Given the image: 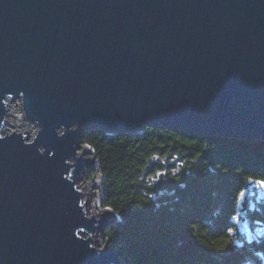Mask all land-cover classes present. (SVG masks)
Here are the masks:
<instances>
[{
    "label": "water",
    "instance_id": "obj_1",
    "mask_svg": "<svg viewBox=\"0 0 264 264\" xmlns=\"http://www.w3.org/2000/svg\"><path fill=\"white\" fill-rule=\"evenodd\" d=\"M88 125L264 139V0H0V264H122Z\"/></svg>",
    "mask_w": 264,
    "mask_h": 264
},
{
    "label": "trees",
    "instance_id": "obj_2",
    "mask_svg": "<svg viewBox=\"0 0 264 264\" xmlns=\"http://www.w3.org/2000/svg\"><path fill=\"white\" fill-rule=\"evenodd\" d=\"M13 116L12 127H28ZM80 139L98 160L101 207L119 217L102 235L122 264H264V139L156 125H88ZM249 183L263 188L244 209L251 235L235 221Z\"/></svg>",
    "mask_w": 264,
    "mask_h": 264
},
{
    "label": "rangeland",
    "instance_id": "obj_3",
    "mask_svg": "<svg viewBox=\"0 0 264 264\" xmlns=\"http://www.w3.org/2000/svg\"><path fill=\"white\" fill-rule=\"evenodd\" d=\"M16 101V104H15ZM12 101L10 104V111L8 113V117L9 114L12 113L14 116L10 117L13 122L15 121V117L17 116H21V110L19 107V102L17 100ZM8 128L13 129L12 126L8 125ZM27 129L30 131V134H33V132L36 130V126L33 123H29ZM99 174V172H97V168H89L86 167V169H84V172L81 171L79 173V183L84 187V189L87 191V187H86V181L90 182V178L93 176L94 179L97 178L96 174ZM100 175V174H99ZM101 177V175H100ZM102 180V177H101ZM101 188V181H100V187H99V191ZM101 193V191H100ZM263 193V188H262V184H254V183H249L248 187L246 189H244L239 197V203H238V213L236 214V218L235 221H237L239 227L243 230L246 231V233L248 235H251V227L250 225L247 223V219H245V206L247 203L251 204V202H253L255 199H257L261 194ZM96 195L95 194H91L90 199L88 200V214H91V204L94 202ZM101 198L99 200L100 204H99V209H102L103 207H101ZM99 209L97 207L94 208V211L96 213V215L99 213ZM103 232L100 233V230L96 231V234L94 236L95 238V243H97L99 246V248H102L104 245V241H103ZM108 246H112L108 243Z\"/></svg>",
    "mask_w": 264,
    "mask_h": 264
}]
</instances>
